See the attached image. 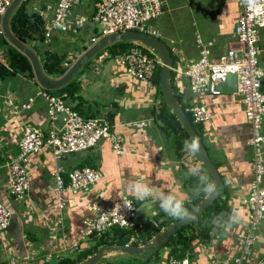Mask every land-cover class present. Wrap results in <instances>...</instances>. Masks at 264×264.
Here are the masks:
<instances>
[{"label": "crops", "instance_id": "0c3cea01", "mask_svg": "<svg viewBox=\"0 0 264 264\" xmlns=\"http://www.w3.org/2000/svg\"><path fill=\"white\" fill-rule=\"evenodd\" d=\"M40 1L29 2L26 7L29 13L36 11L43 15L48 12L50 8L44 9V6L49 4L46 3L39 8L37 3ZM45 2L48 1L45 0ZM223 3L222 13L217 18V26L222 38L216 42L205 40L201 34H197L195 39L196 49L198 36L205 42L214 44L211 61H217L229 50L234 40V28L241 10L240 0H225ZM35 7L39 9L35 10ZM167 11L168 0L165 13ZM74 19L77 18L74 17L71 20ZM88 26L87 23L80 29V26L74 25L73 30L80 29L77 32L55 31L47 45L52 44L55 48L59 43L64 48L71 40L70 36L83 35L89 30ZM262 32L260 45L264 47ZM94 38L95 36H92L91 40ZM63 40H67L65 44ZM172 42L176 44L174 40L170 41ZM90 45L84 41L78 48L82 50L81 54L85 52L83 48ZM174 51L178 59L177 64L180 59L188 63L200 57L199 54L196 59L194 54H189L186 59L185 56L180 57V51L173 49ZM5 53L4 48L0 49V60L3 64L7 63ZM107 56L108 54H105L92 62L86 72L90 73L92 69L108 61ZM260 59L264 70V57L261 56ZM115 62L117 66L114 65L109 72L114 79L109 82L107 89H120L124 93L123 96L119 97L109 91L105 94L104 86H102L106 82L104 79L97 82L99 86L97 93L89 85H85L84 82H88L87 76L82 77L80 81L83 87L84 108L88 110V113H97L96 118L105 119L109 123V114H114V123H110L112 131L120 136L126 152L117 153L112 140H102L93 149L68 154L61 160L56 159L49 149L44 148L40 153L30 157L28 165L30 189L21 202H15L7 194L6 175L2 166L7 160L20 153L19 143L26 124H32L45 133L48 132L50 124L47 117V103L37 96L42 88L36 80H30L22 75L0 80V201L12 213L9 229L0 233V264H45L69 257V252L75 251L73 256L77 255V250H73V246L78 244L86 247L87 223L95 217L92 205L98 203L103 207L111 208L123 196L134 198L126 187L130 179L151 183L165 192L171 191L182 198L184 203L189 201L191 191L189 181L193 176L188 174V170L182 168L181 159H179L180 151L175 149L174 144L168 143L172 138H167L151 116L150 110L156 106L155 85H147L131 78L124 73L116 59ZM177 64H174L175 68ZM183 84L185 103L190 101L193 105L207 106L210 120L200 125V131L208 146L209 154L210 151L212 152L211 159L219 166V171L226 183L233 212L240 214L238 223L228 228L223 227L217 242L195 247L192 263L212 264L210 258L212 254L218 258L237 254L235 238L247 224L248 213L240 201L248 195L254 175L253 151L247 143L249 125L240 99L235 89L229 84L220 86L221 95L219 96H194L190 92L189 81L185 80ZM30 98H35V103L30 110L18 112L11 107V103L19 105L28 102ZM83 167H90L100 172L101 181L78 195L59 192L54 177L55 172L61 169L65 184H68L69 174ZM61 204L64 205L63 208L60 207ZM161 211L158 203L152 200L144 201L140 204L138 221L144 224L156 223L157 220L143 221V214L145 216L147 213H153L158 216ZM259 237L254 248L255 258L264 256V225L259 232ZM120 256H122L120 253L109 252L106 258Z\"/></svg>", "mask_w": 264, "mask_h": 264}, {"label": "built area", "instance_id": "2783aa9c", "mask_svg": "<svg viewBox=\"0 0 264 264\" xmlns=\"http://www.w3.org/2000/svg\"><path fill=\"white\" fill-rule=\"evenodd\" d=\"M29 1V0H24ZM52 4L50 12L43 14L45 18L46 38L55 31L71 32L73 26H83L87 19L71 20V11L84 0H47ZM241 1V10L234 28V40L229 50L217 61H211L214 44L204 42L197 37V49L200 57L196 61L184 63L180 59L179 66L172 68L175 74V85L184 94V81H189L191 94L194 96H219L221 85L228 83L232 75L236 77L235 93L239 97L249 125L250 137L248 145L253 150L254 178L251 182L249 196L243 200L249 215L247 224L236 235L237 254L218 258L211 255L212 264H264V256L255 258L254 248L259 241V232L264 223V70L260 57H264V47L260 45L261 32L264 30V12H253ZM13 0H0V37L3 36L2 18ZM167 0H96L93 8L92 21L98 24L100 37L111 34L141 32L156 38H162L154 23L163 16ZM98 39L94 38L93 42ZM174 42H172L173 44ZM147 48V47H146ZM124 73L138 82L152 84L160 58L151 51L146 52L145 46L136 43L129 53L118 61ZM65 66L69 67L68 64ZM47 103V117L50 129L45 133L41 128L26 124L19 143L20 153L7 160L2 169L6 175V191L15 202L23 201L30 189L29 161L33 154L49 149L53 156L61 160L68 154L88 151L95 148L102 140H112L117 153L126 150L122 139L113 133L111 124L102 118L86 119L75 111L66 101L65 96L52 95L45 89L37 94ZM35 98L28 102L11 107L15 111L30 110ZM188 111L196 124H204L210 120L205 104L191 105ZM59 192L78 195L101 181V173L90 167L73 170L69 174V183L65 184L62 170L54 174ZM124 201L131 208L124 205ZM142 202L123 196L113 207L106 208L95 203L92 209L95 217L89 220L85 236L102 234L113 228L132 229L138 225L137 218ZM120 204V205H117ZM117 205V206H116ZM64 207L63 204L60 206ZM12 213L0 201V233L7 231L11 224ZM219 239V236L216 237ZM213 246V245H212ZM211 246V247H212ZM75 244L73 250H79ZM264 255V248H263ZM169 264H193L190 258L173 259Z\"/></svg>", "mask_w": 264, "mask_h": 264}, {"label": "trees", "instance_id": "16d2710c", "mask_svg": "<svg viewBox=\"0 0 264 264\" xmlns=\"http://www.w3.org/2000/svg\"><path fill=\"white\" fill-rule=\"evenodd\" d=\"M30 1L31 0L24 1L15 11L10 22L11 29L20 40L29 45L37 53L45 74L53 79L59 78L61 77L63 72L69 69V67L73 64V61L69 60L68 54H60L58 52L60 51V49H55V51H52L51 49H44L42 47V55L37 51V47L35 46V44L41 42L42 44L47 45L45 40L47 41L48 38H46L45 18L43 17V15L36 11L29 13L28 9L26 8ZM47 7L52 8V4L49 6H44V9ZM50 10L51 9H49L48 12H50ZM80 29H82L81 26ZM80 29L76 30L75 32L79 31ZM93 36H100L96 28H94ZM49 41H51V39ZM66 41L67 40H63V44H65ZM62 46V44L58 43V46L56 47L62 48ZM135 46L136 43L130 41L114 43L107 46L95 57L96 59H99L103 55L108 54L106 59H117L119 57L125 56ZM48 47L52 48V44L48 45ZM3 48L6 51L4 56L7 60V63L3 64L0 60V80H5L15 75H22L30 80H36L32 65L28 58L20 53L17 49H15L12 45H10V43L5 39L4 36L0 37V49ZM88 48V46L84 47L83 52ZM145 51L149 53L151 52L146 47ZM171 55L174 66V64L177 63L176 61H178V59L176 58L175 54L173 55L172 51ZM76 60L77 58H74V61ZM91 62L92 61H89L78 73L80 74V77L78 79L74 78L68 85L58 90L59 95H57L65 96L66 101L71 106H73V109L87 119L96 118L97 113H88V110L84 108V99L82 96L83 87L80 79L82 78L83 72L91 65ZM65 64H68L69 67L65 66ZM161 69L162 66L159 65L152 80V84L155 85L157 96L155 98L156 106H154V108L150 110L151 116L154 122L159 125L161 130L166 134L167 138H172L175 149L177 151H180L179 159H181L182 168L188 170L190 167L198 165L202 170V174L207 175V177L209 178V182L213 184L211 176L206 171L203 164L199 162L196 155L187 152L184 148L185 141H191V139L180 124V121L178 120L176 115L172 113L171 108L164 101L160 88ZM174 81L175 76L171 71L170 84L172 86L173 94L180 102L185 113L191 120L202 142L208 150V146L203 140V136L200 131V125L194 122L192 114L188 111V108L192 104L190 103V101H187L188 103L184 102V96L178 91ZM113 106L117 107L116 104H113ZM108 119L110 123L113 124L114 114H109ZM216 167L219 170V166L216 165ZM197 184L198 179L195 176H193V178H190V199L189 201L184 203L189 212H192L195 208H197L207 197V195L204 193H201L199 196H195L193 194V190L197 186ZM229 199L230 197L228 196V190L227 188H225L224 193L219 196L212 204H210L200 217L193 219L187 225L181 228L160 250L156 251L152 255L149 254L147 256L133 257L125 254L120 257L105 258L97 264H169L171 258H190L192 261L194 257V249L197 245L201 244L205 246L210 242L218 241L216 237L223 232V227L215 226L212 221L214 218H222V220L226 221L227 218L232 214L233 208L230 204ZM138 220L139 215L137 218L138 225L132 229H123L116 227L102 234L94 233L85 240L86 247L80 245L79 250H77V255L61 258L57 262H46L45 264H83L88 258L94 256L102 247L110 245H134L142 247L146 244L151 243L155 237L162 233L163 229L169 227L172 223L180 219L170 217L163 211H161V213L158 214V220L156 223L148 222L144 224L139 222Z\"/></svg>", "mask_w": 264, "mask_h": 264}, {"label": "water", "instance_id": "95a60500", "mask_svg": "<svg viewBox=\"0 0 264 264\" xmlns=\"http://www.w3.org/2000/svg\"><path fill=\"white\" fill-rule=\"evenodd\" d=\"M24 0H13L12 5L8 8L5 15L2 18V31L5 39L22 53L30 61L34 76L37 84L48 91L60 90L68 85L75 76L84 68V66L91 61L98 53L104 50L107 46L118 42H138L146 47L152 49L157 53L162 62V69L160 74V88L162 96L166 104L171 108L172 113L176 115L180 124L185 129L190 139L193 137L198 138L201 145L200 151L196 153V157L199 162L203 164L206 171L211 176L212 182L215 185V192L211 196L207 197L202 203L195 208L191 213V219L178 220L165 228L160 235L154 238V240L142 247L134 245H110L102 247L94 256L88 258L83 264H97L106 258L107 252H117L121 255H129L133 257H141L152 255L156 251L160 250L181 228L187 225L193 219L200 217L204 211L212 204L219 196H221L226 188V183L223 181L222 176L215 163L212 161L208 150L202 142L198 132L193 126L191 120L188 118L180 102L173 94L172 86L170 84V75L172 67V55L170 48L160 39L146 33L141 32H127L111 34L100 38L95 44L89 47L80 57L72 64V66L62 73L59 78L48 77L43 68L37 53L25 42L20 40L12 31L10 22L15 11L20 7ZM232 88L236 89V77L232 75L228 78V83Z\"/></svg>", "mask_w": 264, "mask_h": 264}, {"label": "rangeland", "instance_id": "374dc122", "mask_svg": "<svg viewBox=\"0 0 264 264\" xmlns=\"http://www.w3.org/2000/svg\"><path fill=\"white\" fill-rule=\"evenodd\" d=\"M225 0H168V11L162 17H160L153 25L156 30L160 31L162 34L161 40L170 48L173 55V49H176L181 52L180 57H188L189 54H194L196 59L199 57L198 50L195 48V39L197 34H201L205 40H214L218 42V39L222 38L220 35L218 26H217V18L221 15L223 10V5ZM35 2H33L34 4ZM50 3L45 2V0H41L38 2L37 6L40 8L44 4ZM96 0H84L81 4L77 5L71 11V19L76 18H85L89 24V30L84 32L83 35H74L70 36L71 40H69L68 44L64 48H51L46 44H42L38 42L35 44L37 47V51L41 54V48L51 49L55 51V49H60L58 51L60 54L66 53L68 54V58L70 61H74V58H79L82 50L78 49L84 43V41L90 45L91 38L94 34V28L100 32L101 27L98 24L92 23V12L94 8V4ZM42 5V6H41ZM35 10L39 8L35 7ZM48 8V7H47ZM46 8V9H47ZM72 15L74 17H72ZM75 20V19H74ZM84 25V26H85ZM262 39L264 40V31L262 32ZM50 38L45 40L46 43H49ZM171 40H174L176 44L170 43ZM49 41V42H48ZM58 46V44L56 45ZM91 46V45H90ZM174 46V47H173ZM47 47V48H46ZM42 55V54H41ZM104 56V55H103ZM98 59L93 58L91 61L95 62ZM185 60V59H184ZM91 62V63H92ZM177 64V63H176ZM178 63L177 65L179 66ZM117 66L115 59H108L105 63H101L100 66H97L95 69H92L90 73H87L86 69L82 77L87 76L88 82H84L85 85H89V87L97 93L99 90L98 83L101 79L106 80L102 86H104L103 91L106 94V91H109L111 94H116L117 96H123V92L120 89H107L109 88V82L114 78L109 74L110 69L113 66ZM72 66V65H71ZM90 67V66H89ZM80 74L75 76V79H78ZM112 78V79H109ZM53 95H59V91H50ZM105 97V95H103ZM170 145H173L172 140L170 139L168 142ZM172 149V148H171ZM210 155L213 157L212 152L210 151ZM252 169L253 168V159H252ZM264 179V178H263ZM251 186V185H250ZM263 187V186H262ZM264 189V188H263ZM250 187L248 190V195L243 198L245 200L249 196ZM243 200L240 201L241 205H243L247 213L249 215L248 207L243 203ZM157 214V213H156ZM248 217V216H247ZM143 221L149 220H158V216H155L153 213H147L145 216L143 214ZM264 223L262 224V226ZM74 252H69V256H73ZM109 252H107L108 254ZM67 254V253H66ZM106 254V255H107Z\"/></svg>", "mask_w": 264, "mask_h": 264}, {"label": "clouds", "instance_id": "9594fccd", "mask_svg": "<svg viewBox=\"0 0 264 264\" xmlns=\"http://www.w3.org/2000/svg\"><path fill=\"white\" fill-rule=\"evenodd\" d=\"M244 2L250 10H252L253 12H255L257 14L264 12V0H244ZM95 38L99 40L102 37L99 36V37H95ZM158 39L161 40V38H158ZM96 42H93V39L91 40L92 45L95 44ZM135 43H138V42H135ZM139 44H141V43H139ZM148 49L150 51H153L150 48H148ZM153 52L157 55V53L155 51H153ZM122 57H124V56H122ZM122 57H119L116 60L119 61V59ZM161 64H162V62H161ZM174 67L175 66H173V63H172L171 71H172V68H174ZM48 92H50V91H48ZM55 96H57V95H55ZM198 125H201V124H198ZM249 137H250V133H249ZM184 148L187 152L192 153V154H196L200 151L201 145L199 143L198 138L193 137L191 139V141H185ZM252 159H253V157H252ZM188 174L191 176H195L198 179V184L193 190V194L195 196H199L201 193H204V194L209 195V196L214 194L215 185L209 182V178L207 177V175L202 174V170L198 165H194V166L190 167L188 169ZM253 178H254V175H253ZM263 183H264V181H263ZM126 187L133 194L134 199H136L137 201H140V202L152 200L153 202L158 203L159 208L165 214H167L170 217L181 219V220L193 218L191 213L189 212V210L185 207L183 199L178 197L176 194L172 193L171 191L165 192V191H162L158 186H153L151 183H144V182L134 180V179H130L128 181V183L126 184ZM123 202H124V205L131 208V205L128 202H126L124 200H123ZM117 205H120V204H117ZM239 219H240V214L238 212L234 211L227 218L226 221L222 220V218H214L212 223L217 227L228 228L232 224L238 223Z\"/></svg>", "mask_w": 264, "mask_h": 264}]
</instances>
